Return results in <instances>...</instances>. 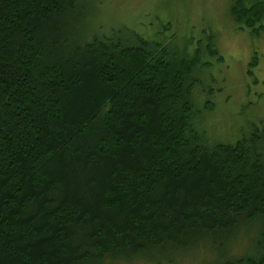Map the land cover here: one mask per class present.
Listing matches in <instances>:
<instances>
[{
	"label": "trees",
	"instance_id": "16d2710c",
	"mask_svg": "<svg viewBox=\"0 0 264 264\" xmlns=\"http://www.w3.org/2000/svg\"><path fill=\"white\" fill-rule=\"evenodd\" d=\"M87 2L0 0V264L223 251L264 220V127L218 142L197 108L201 53L89 39ZM251 2L231 10L250 28ZM208 264H264V231L250 256Z\"/></svg>",
	"mask_w": 264,
	"mask_h": 264
},
{
	"label": "rangeland",
	"instance_id": "374dc122",
	"mask_svg": "<svg viewBox=\"0 0 264 264\" xmlns=\"http://www.w3.org/2000/svg\"><path fill=\"white\" fill-rule=\"evenodd\" d=\"M87 1L82 32L89 39L108 34H124L127 39L126 34L134 32L160 44L169 56L192 58L201 53L206 67L202 64L197 75L207 92L195 91L197 108L218 142L234 144L264 127V18L251 28L236 22L231 15L234 0ZM258 2L264 0L251 3ZM212 44L218 55L211 53ZM263 231L261 220L227 240L221 252L209 242L196 252H151L118 264H208L221 256L246 257L255 251Z\"/></svg>",
	"mask_w": 264,
	"mask_h": 264
}]
</instances>
